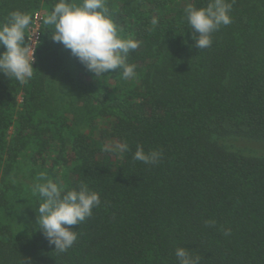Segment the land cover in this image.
<instances>
[{"label":"trees","instance_id":"trees-1","mask_svg":"<svg viewBox=\"0 0 264 264\" xmlns=\"http://www.w3.org/2000/svg\"><path fill=\"white\" fill-rule=\"evenodd\" d=\"M57 2L0 0V23L20 10L32 25ZM209 2L107 0L138 41L127 80L119 69L96 78L44 23L33 77L0 73V264H179L180 247L199 264H264V153L241 145L264 143V0H228L231 24L199 49L184 9ZM101 118L111 123L97 137ZM138 146L161 158L135 160ZM61 164L69 188L101 199L64 253L36 227L32 192Z\"/></svg>","mask_w":264,"mask_h":264},{"label":"clouds","instance_id":"clouds-1","mask_svg":"<svg viewBox=\"0 0 264 264\" xmlns=\"http://www.w3.org/2000/svg\"><path fill=\"white\" fill-rule=\"evenodd\" d=\"M231 9L228 0H211L204 7L190 4L184 9L188 28L193 30L192 38L199 49L211 45L212 33L231 24ZM31 23V14L20 10L10 12L6 21L0 23V46L5 48L0 53V73L21 84L33 77L35 69V47L26 41ZM43 23L50 26L51 39L69 49L96 78L115 69L122 70L126 80L135 75L136 66L127 63L126 58L138 48V41L120 34L107 0H58ZM127 148V143L119 146L120 151ZM105 150H111L110 146L106 145ZM133 158L157 163L161 153L145 152L138 146ZM32 192L43 197L38 208H34L36 227L59 253L66 252L77 239V232L70 226L85 221L101 203L100 194L86 183H81L78 189L69 188L43 173L32 186ZM175 255L179 264H199V257H193L184 247L177 248Z\"/></svg>","mask_w":264,"mask_h":264},{"label":"rangeland","instance_id":"rangeland-1","mask_svg":"<svg viewBox=\"0 0 264 264\" xmlns=\"http://www.w3.org/2000/svg\"><path fill=\"white\" fill-rule=\"evenodd\" d=\"M183 0H172L173 5H179L182 3ZM38 13L40 15L39 21L37 25H33V28L31 29V37L33 38V41L35 42V58H36V50L37 47L39 45L40 42V38L38 40V34L40 32V37H41V32H42V27H43V20L44 18L47 16L48 14V10L45 7H41L38 10ZM34 24V23H33ZM35 62V60H34ZM24 99V94L22 91L19 92L18 95V105L22 104ZM111 123V120L108 118H101L99 119L98 122V126L96 131L94 132L96 134L97 137H99L101 135V131L106 128L109 124ZM14 132V129L11 128L10 129V135H12ZM240 142H237V145H239ZM246 144L248 146L249 149L252 150V152H260V153H264V143H257V142H241V145ZM58 169H56V177H57V181L62 182L63 184L67 185L69 184V181L72 179V173L70 172L68 165H64L61 164L60 166L57 167ZM30 170V165L28 163H26L25 161H23L22 167L21 169L18 171V174H24L29 172Z\"/></svg>","mask_w":264,"mask_h":264},{"label":"built area","instance_id":"built-area-1","mask_svg":"<svg viewBox=\"0 0 264 264\" xmlns=\"http://www.w3.org/2000/svg\"><path fill=\"white\" fill-rule=\"evenodd\" d=\"M39 18H40V15H39V13L37 12V13L35 14V17H34V21H33L34 24H32L31 27H30V34H31V29L33 28V25H37V24H38ZM39 38H40V32H39V34H38V40H39ZM31 45L34 46V45H35V42L33 41V38H32L31 35H30V46H31Z\"/></svg>","mask_w":264,"mask_h":264}]
</instances>
